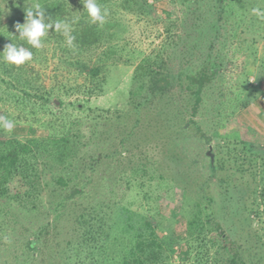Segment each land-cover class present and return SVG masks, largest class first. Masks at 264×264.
<instances>
[{
	"label": "trees",
	"instance_id": "trees-1",
	"mask_svg": "<svg viewBox=\"0 0 264 264\" xmlns=\"http://www.w3.org/2000/svg\"><path fill=\"white\" fill-rule=\"evenodd\" d=\"M157 1L179 8L183 34L173 37L178 19L172 12L163 11L164 17L157 14ZM16 2V15L4 20L0 11V53L7 44L15 43L29 48L33 60L17 67L0 58V116L13 120L15 128L25 125L36 127L37 132L20 137L14 131L0 129V253L5 247L18 250L0 264H175L176 254L184 255L179 257L180 264L256 261L255 251L263 246L256 238V232L262 230L259 224L264 221L262 135H258L261 140L247 135L248 140L223 145L229 155L234 154L231 174L219 178L217 170L222 164L217 157L213 165L210 162V177L199 187V201H188L184 189L185 203L178 212L171 213L172 223L164 219L170 224L162 234V222L156 216L150 217L149 210H132L113 191L99 193L94 181L98 165L107 158L108 133L104 128L123 127L126 134L132 135L140 120L129 127L130 110L116 108L112 113L93 109L87 103L105 95L110 70L119 65L121 53L128 47L123 37V14L139 18L149 15L153 20L168 22L164 33L167 41L160 52L142 58L134 70L128 105L137 116L151 107L158 117L170 116L178 136L174 146L177 153H184L182 138L188 132L194 130L206 137L202 123L196 121L204 111L215 112L214 127H227L238 106L246 108L255 100L243 104L236 93L240 94L241 89L248 93L261 90L248 77L252 66L259 80H264V57H258L262 52L259 44H264V19L252 14L253 8L264 10V0H97L108 11L102 25L90 21L81 0ZM36 5L52 20L77 21L73 25V48L54 29L40 50L19 40L16 25L24 24L26 8ZM184 38L183 45L191 52L188 55L202 52L201 63L194 70L196 61L185 60V71L172 75L178 77L175 81L165 53L173 44L184 50L183 45H178ZM50 53L69 74L76 73L72 82H63L56 75L53 87L44 84L41 71L33 63L47 67ZM238 54L245 61L236 85L228 86L229 93L225 92L223 99L210 100L213 90L222 89L219 85L225 83L226 70L233 68ZM176 84L185 100L179 111L171 96ZM71 96L76 97L75 101L67 100ZM70 109L78 111L76 117L69 113ZM125 141L126 138L121 142ZM175 159L181 160L179 155ZM140 171L147 169L142 166ZM75 200L81 201V206ZM179 217L185 219L183 238L174 231ZM13 220L25 223L18 230L15 227L17 239L7 234V227L15 224ZM247 222L246 239L240 241L239 232L234 231L239 241L235 240L228 227L239 224L238 228L244 229ZM9 242L12 246H7Z\"/></svg>",
	"mask_w": 264,
	"mask_h": 264
},
{
	"label": "rangeland",
	"instance_id": "rangeland-1",
	"mask_svg": "<svg viewBox=\"0 0 264 264\" xmlns=\"http://www.w3.org/2000/svg\"><path fill=\"white\" fill-rule=\"evenodd\" d=\"M16 1L18 0H0L1 18L4 17L3 19L7 20L8 17H12L18 13L16 6L19 2ZM153 2L154 0H149V3ZM155 8L159 15L163 16V11L172 12L173 17L178 19L177 26H174L173 29V37L174 35L180 36V34H183V30L180 27L182 16L179 8L173 9L172 5L161 1L155 3ZM123 22L126 25L124 26L126 32L123 34V37L127 40L128 47L121 53L122 58L119 65L112 67L110 70L105 95L89 99L87 105L93 109L112 110V113L116 108L130 110V119L127 121V123H130L129 127L133 126L137 119L140 120V125L136 129H132V135L126 134L123 127H115L112 130L111 125L104 128L105 130L107 129L108 133L107 150L105 151L107 158L102 160L98 165L94 181L98 185L99 193H110V191H113V195H116L117 199H122L123 203L128 205L132 210L138 212L149 210L150 217L156 216L157 221L162 222L165 229V231H162V234H165L169 230L170 223L164 219H168L171 223L174 221L170 215L171 213L178 212L179 208L185 203V199L183 200L184 189H187L188 201H193V203L199 201V187L209 179L211 173L209 151H211L215 159L217 157L219 164H222L219 166V170H217L218 177L222 178L224 175H227L225 177L227 178L231 174L232 168H234V161H232L234 154L229 155L226 149L223 150V145L228 143L234 144L241 139L248 140V136L251 139L254 136L258 140H261L258 135L263 136L261 142L264 144V80H259L256 69L251 66L248 79L252 85H259L261 90L259 92L248 93L244 89H241L240 94L236 93V97L243 104L247 103L248 100L252 101L254 98L255 100L251 102L252 104L249 103L248 105L250 106H246V108L238 106L234 110V114L229 117L227 127L224 128L214 127V111H210L209 113L204 111L201 117L196 118V121L202 123L206 137H201V134L196 133L194 130L188 132L187 136L182 138L185 141L184 153H177L178 151L174 146V142L178 136L174 134L175 125L172 120H169L170 116L161 115V117H158V112L155 111L154 107L143 110L141 115L137 116L135 111L128 105L131 101L130 91L133 87L132 77L136 66L145 56H153L160 52V47L167 41L165 38L167 36L164 34L165 29L170 24L166 21L153 20L149 15H140L139 18L130 13L123 14ZM186 38L180 41L178 45L182 46L185 44ZM259 49L262 52H258V57L262 58L264 57V44L262 42L259 44ZM51 53L47 67L40 66L36 62L33 63L36 69L41 71L44 84L49 88L53 87L56 75L63 82H72L76 73L71 72L69 74L63 64H59L57 59L53 60ZM188 54H191V52L187 48L183 50L174 46V44L165 53V58L169 61L170 76L174 77L175 81L178 77L172 75H176L181 70L185 71L183 69V64L186 63L185 60L194 59L196 62L192 68L194 70L199 68L198 65L201 62H198L202 58V52L196 51L193 57ZM229 54L231 53L229 52ZM238 56L239 58L235 61L236 63L233 68L229 67L226 70V74L223 77L225 83L219 85L222 89L213 90L210 100L215 99V101H218L219 98L223 99L228 86L236 85L235 79L243 71L241 67L245 61L243 55L238 54ZM175 88L176 90L174 93H171V96L174 99L175 110L179 111L182 109L183 102L185 101L183 99L184 94L180 91L178 84H176ZM248 96L252 97V99L248 98ZM75 99L76 97L71 96L67 100L75 101ZM161 111L165 112V109ZM168 111L167 109L166 112ZM57 112L61 113L60 110ZM69 113H72L73 117H76L78 111L70 109ZM206 114L208 115L206 116ZM182 117L187 119L188 115L183 114ZM107 124L110 123L107 122ZM176 129H178V126H176ZM252 129L253 131H251ZM13 131L20 137H28L37 132L36 127L25 125L18 126ZM125 138L126 141L123 144L121 141ZM176 155H179L181 160H176ZM142 166L147 169V172H138ZM238 179L240 180L239 176ZM247 181L251 183L250 180L247 179ZM111 198H114V196ZM75 202L78 207L81 206V201L75 200ZM250 221L252 222V220H249V224ZM174 223L176 235L183 238L186 234L185 219L179 217ZM24 224L23 220H20L18 223L15 222L14 225L7 227V234H11L12 238L17 239L18 233H13L16 230L15 227L17 226L18 230L19 227H24ZM259 225L262 230L259 233L256 232L258 236L256 238H259L257 242L262 243L263 246L256 249L255 255L257 260L251 264H264V221ZM238 227L239 224L233 225L232 228L228 227V231L230 230L233 237L239 232L240 241H244L246 239V232L249 230L248 222L244 229ZM234 239L239 241L236 237ZM7 246H12L11 242ZM17 251L5 247L0 253V261L11 259ZM181 256L184 255H175V264L182 262L179 259Z\"/></svg>",
	"mask_w": 264,
	"mask_h": 264
},
{
	"label": "clouds",
	"instance_id": "clouds-1",
	"mask_svg": "<svg viewBox=\"0 0 264 264\" xmlns=\"http://www.w3.org/2000/svg\"><path fill=\"white\" fill-rule=\"evenodd\" d=\"M84 11L93 24H103L108 15L107 9H102L97 0H81ZM26 22L17 24L16 31L19 33V40L26 42L31 48L40 50L44 47V40L50 30L54 29L56 33L63 35L69 48L74 47L75 36L73 25L76 20L68 21L64 19L52 20L39 5L26 8ZM252 14L260 19H264V10L253 8ZM14 38L17 37L12 35ZM12 40V39H11ZM3 62L17 67L25 65L33 60V52L24 46H17L10 43L5 46L3 53H0ZM15 122L7 117L0 116V129L11 133L15 128Z\"/></svg>",
	"mask_w": 264,
	"mask_h": 264
},
{
	"label": "water",
	"instance_id": "water-1",
	"mask_svg": "<svg viewBox=\"0 0 264 264\" xmlns=\"http://www.w3.org/2000/svg\"><path fill=\"white\" fill-rule=\"evenodd\" d=\"M208 156L211 157V164L213 165L215 162V158H214V155L211 153V151L208 152Z\"/></svg>",
	"mask_w": 264,
	"mask_h": 264
}]
</instances>
